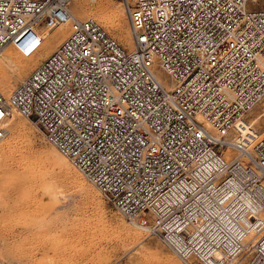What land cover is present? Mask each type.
Here are the masks:
<instances>
[{"label":"built area","instance_id":"built-area-1","mask_svg":"<svg viewBox=\"0 0 264 264\" xmlns=\"http://www.w3.org/2000/svg\"><path fill=\"white\" fill-rule=\"evenodd\" d=\"M122 1L132 49L72 0H0V51L44 20L70 26L0 92V141L15 109L183 264H264V136L230 139L264 102V0Z\"/></svg>","mask_w":264,"mask_h":264},{"label":"rangeland","instance_id":"rangeland-1","mask_svg":"<svg viewBox=\"0 0 264 264\" xmlns=\"http://www.w3.org/2000/svg\"><path fill=\"white\" fill-rule=\"evenodd\" d=\"M85 1L91 6L99 3L107 6L113 5L116 1L123 2L122 0ZM70 8L76 17L87 19L76 8L75 0H72ZM128 14V19H124V24L131 30L132 18L130 12ZM135 18L137 17L134 16ZM94 19L112 37L130 49L116 32L99 19ZM39 27L41 31L38 33V39L28 42V34L22 32L3 51V55L11 57L13 61L6 64L0 62V90L7 96L70 33V26H61L50 20L42 21ZM55 39L57 42L52 49L44 57L38 58L39 61L23 74V65ZM18 60H20V65H15L14 62ZM13 115L12 112L11 117ZM15 115L16 122L24 126V135L12 139L9 132V135L0 142V147L4 152L0 163V189L7 194L6 199L12 207L10 211L0 208V246L6 256L5 260L0 259V261L5 264H39L43 258L42 252L35 248V230L32 227L37 216L48 215L53 206L44 196L46 182L44 177H36L27 183L28 179L26 181L22 179V174L35 166L37 174H40L38 170L50 169L53 174L52 181L59 187V190L63 191L65 197L59 212H67V216L63 217L61 229H68V224L74 223L79 226V232L87 235L82 241L75 240L74 244L68 248V252L63 253L58 259V264H149V262L150 264H183L158 238L148 237L142 231L132 227L72 164H70V169H64L53 162L51 153L52 148L55 147L45 142L40 130L32 122L20 114ZM247 119L255 123L259 137L264 136V103L261 108L253 110ZM237 155L238 152L233 153V156ZM135 231H140L139 238L143 241V248H140L137 242L127 238L128 234H133ZM146 248H150L151 256H153L149 262L144 261L142 256ZM130 251L134 252L132 256L129 254ZM62 257L68 258L64 260Z\"/></svg>","mask_w":264,"mask_h":264},{"label":"bare ground","instance_id":"bare-ground-1","mask_svg":"<svg viewBox=\"0 0 264 264\" xmlns=\"http://www.w3.org/2000/svg\"><path fill=\"white\" fill-rule=\"evenodd\" d=\"M95 1H97V0H93L92 2H95ZM75 4H76V8L78 10H80L81 14L84 17L92 18V19H94V18L99 19L107 27H109L114 32H116L118 34V36L127 44V46L130 47V49L133 48L134 39H133L132 31L130 30V27L127 28L124 24V19H126V18L128 19L129 10L125 7L123 2L120 3L118 1H116L113 5H107V6L104 5V3H99L97 5L91 6L85 0H78V1L75 0ZM134 16H136V13H135V11H132L131 17L134 18ZM77 18H79V17H77ZM79 19H82V18H79ZM83 19H85V18H83ZM66 26H69V25H66ZM56 42H57L56 39L53 40L38 55H36L33 58H31L30 60H28L23 65L22 73L23 74L26 73L28 71L29 67H31L34 63L38 62L39 61L38 58L44 57L52 49V47L56 44ZM5 49L6 48H4L2 51H0V62H2L4 64L13 62L11 57L3 55V51ZM14 63H15V65H20V60L14 62ZM0 92L7 99L9 98L10 94L7 96L3 91L0 90ZM263 103L256 106L253 110L261 108ZM12 112L14 113L13 117H11V115L9 117L7 116L3 120L2 125L7 131L6 137L9 135V132H10L12 139H16V137L18 138V137L24 135L25 129L23 128L24 126H22L19 122H16V120L14 118L16 116L15 114H19V113L15 109H12ZM32 124L36 128H38L33 122H32ZM255 126H256L255 123H251L250 121H248L247 116L245 118L239 120L235 124L234 129H233L232 133L230 134L231 141L233 143H235L236 146H247L246 145L247 143L249 144L250 142L255 140L257 137H259V134H258ZM3 140H1V141H3ZM55 148H52V153H51L53 162L61 165V168L70 169V166H71L70 164H72V163H69L70 160L66 156H64L57 148L56 149ZM229 152L234 153L236 151H229ZM3 156H4V152H3L2 148L0 147V163L3 160ZM34 167H32V169L28 168L29 169V170H27L28 172L26 171V173L22 174V179L24 181H26L28 179V181H26V183H27V182H30V180L35 179L36 177H41V178L44 177V180L46 181L45 182V188H44V196L46 199L49 200V202L53 206L52 210L49 212L48 215L37 216V218L34 222L32 229L35 230L34 231V240H35V244H36L35 248H36V250L41 251L42 255H43V258L39 262V264H58V259L61 258L63 253H66V251L68 252V250H69L68 248L71 247L72 244H74L75 240L82 241V239L85 238V236H87V235H85L83 232L81 233V231L79 232L78 231L79 226L74 224V223H72V224L69 223L68 229H65V230L61 229V226H63V224L61 225V222L63 221V217L67 216V212H59L62 209L61 205H62L63 199L65 197L63 194V191L59 190V187H57V185L52 181L53 180L52 179L53 174L50 171V169L38 170V171H40V174H37L36 173L37 170ZM30 168H31V165H30ZM6 196H7V194H5V192L0 189V208L10 211V210H12V207H11V204L7 201ZM64 205H66V204L64 203ZM139 232L135 231V233H133V234H128L127 238L132 239L133 241L137 242V244L140 246V248H143V245H142L143 241H141L139 238L140 237ZM132 252L133 251H130V253H129L130 256H132L134 254V252H136V250L133 253ZM150 252H151L150 248L145 249V251L142 255L144 261L149 262V261H151V259H153V256H151L152 253H150ZM5 257L6 256L4 254L3 248L0 246V259L5 260ZM67 258H65V259H67ZM62 259H64V258L62 257ZM59 261H61V259ZM149 264H150V262H149Z\"/></svg>","mask_w":264,"mask_h":264}]
</instances>
